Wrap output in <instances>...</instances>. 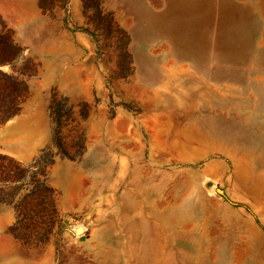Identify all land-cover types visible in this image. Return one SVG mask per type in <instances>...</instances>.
Instances as JSON below:
<instances>
[{"label": "rangeland", "instance_id": "obj_1", "mask_svg": "<svg viewBox=\"0 0 264 264\" xmlns=\"http://www.w3.org/2000/svg\"><path fill=\"white\" fill-rule=\"evenodd\" d=\"M90 2L0 0L39 64L0 151L51 144L57 93L75 157L46 242L0 210V264H264V0Z\"/></svg>", "mask_w": 264, "mask_h": 264}, {"label": "trees", "instance_id": "obj_2", "mask_svg": "<svg viewBox=\"0 0 264 264\" xmlns=\"http://www.w3.org/2000/svg\"><path fill=\"white\" fill-rule=\"evenodd\" d=\"M82 1L86 10L92 9L91 0ZM96 8L102 11L100 0ZM111 22L116 24L112 17ZM23 53L14 31L0 15V124L18 116L30 98L28 81L38 73L39 64L32 58H25ZM67 101L68 98L59 100L58 94H53L49 109L55 133L51 144L31 161L24 162L0 151V210H12L14 222L9 230L28 244L46 242L58 222L59 193L52 183L51 171L57 158H75L67 150L62 134L64 120L71 112L70 108L64 110Z\"/></svg>", "mask_w": 264, "mask_h": 264}, {"label": "bare ground", "instance_id": "obj_3", "mask_svg": "<svg viewBox=\"0 0 264 264\" xmlns=\"http://www.w3.org/2000/svg\"><path fill=\"white\" fill-rule=\"evenodd\" d=\"M200 29H201V28H200ZM201 32H202V31H201ZM199 34H200V33H199ZM125 212H126V211H125ZM127 212H128V211H127ZM141 212H142V211H141ZM168 218H169V217H168ZM81 232H82V231H81V229H80V230H79V233H81ZM79 233H78V234H79ZM122 239H123V238H122Z\"/></svg>", "mask_w": 264, "mask_h": 264}]
</instances>
